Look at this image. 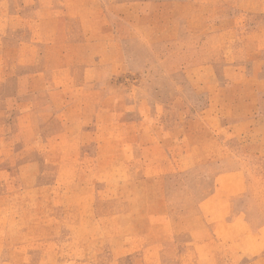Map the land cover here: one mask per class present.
Returning <instances> with one entry per match:
<instances>
[{
    "label": "rangeland",
    "instance_id": "rangeland-1",
    "mask_svg": "<svg viewBox=\"0 0 264 264\" xmlns=\"http://www.w3.org/2000/svg\"><path fill=\"white\" fill-rule=\"evenodd\" d=\"M11 1L2 5L3 14L12 12ZM102 1L109 4L110 27L122 49L114 70L98 66L93 84L98 95L92 98L78 84H66L63 71L68 63L78 76V63L102 52H83L67 43L63 51L62 41L38 42L37 0L13 1L19 14L8 16V23L16 31L0 38V50L14 62L0 67V80L11 78L1 87L2 96H8L0 102V264H192L185 247L176 249L180 259L174 260L171 247L150 250L137 240L146 231L147 203L131 192L141 184L123 177L107 182L104 172L115 169L124 176L116 163L123 156L114 154L122 148L109 147L106 153L98 142L102 133L121 139L123 120L142 121L147 130L140 131L138 144L146 161L157 157L160 144L168 157H180L187 132L174 131L199 116L218 92L227 107L232 102L234 117L222 119L224 130L209 137L224 142V169L244 174L237 203L254 224H264V0H187L182 8L157 11L142 0H129L134 5L126 19L116 8L122 0ZM50 2L62 9L59 0ZM67 28L78 41V23ZM188 34L195 44H174L178 35ZM85 96L88 106L125 114L102 131L93 113L78 115ZM234 121L246 123L241 136L231 132ZM171 134L177 136L172 142ZM179 178L177 186L197 181ZM168 208L182 224L175 203ZM218 253L224 263L221 246Z\"/></svg>",
    "mask_w": 264,
    "mask_h": 264
},
{
    "label": "crops",
    "instance_id": "crops-1",
    "mask_svg": "<svg viewBox=\"0 0 264 264\" xmlns=\"http://www.w3.org/2000/svg\"><path fill=\"white\" fill-rule=\"evenodd\" d=\"M13 1L10 2L13 7L12 12L8 15L9 12L3 14L1 9L8 0H0L1 39L3 35L12 36L16 31L8 23L19 14L14 8ZM186 2L187 0H142L143 6L149 4L156 7V11L165 6L182 8ZM59 3L62 6L61 10L52 7L50 0H37V8L33 11L36 17L37 41L43 44L54 41L60 44L59 41H62L63 51L68 50L67 43L69 48L78 47V50L83 52L93 50L102 52L96 54L97 58L96 55L87 54L88 60L78 63V76L77 73L74 75V70L71 66L68 67L70 65L68 63L63 71L66 84H78V88L84 89L85 95H90L89 97L92 98L93 95H98V92L93 91V84L97 81L95 75L98 66H102V70L106 72L114 70L118 62L117 51L122 49L120 40L118 42L113 35L114 30L110 27L109 4L102 0H59ZM27 5L25 3V6ZM133 5L129 0H122L116 5V8H122L124 11L120 17L126 19V13ZM60 12L63 19L60 18ZM8 16H10L9 20ZM23 18L28 19L29 15L26 14ZM202 19L204 22L205 16ZM72 21L78 23V41L73 35L70 36L72 31L67 28ZM189 36L191 35L188 34L181 39L178 35L176 38L178 41L174 44H195L194 39ZM3 53L0 50V67L14 63L8 62L13 61V57L7 58L4 53L5 58H3ZM6 79L5 82L0 80V102L8 96L6 94L3 97L1 91L2 85L11 81L9 76ZM37 95L41 94L37 92ZM221 95L222 92L212 95L209 105L202 109L199 116L187 124L178 126L174 131L187 132L188 142L184 143L186 147L180 157L174 155L168 157L167 148L157 144V157L146 161L141 144H138L140 131L147 130L146 124L142 121L127 123L123 120L125 134L121 139L113 138V135L107 138L102 133L98 148L106 149V153L109 149L111 151V148H122L121 154L118 150H114V154L123 156V159L114 157L119 160H116L117 165L123 166L124 170V176L115 173V169L113 172H104V179L108 182L123 177L128 182L141 184L139 189L131 192L134 199L145 200L147 203L145 204L147 210L143 215L146 231L139 235L137 240L147 245L150 250L158 251L165 248L168 251V247H171L172 253L169 257L178 260L180 256L176 249L180 246L185 247L190 251L191 259H194L192 264H264V224L260 226L254 224L244 206L237 203L244 194V174L238 168L224 169L223 162L227 161L226 156L221 154L224 142L221 138L209 137L211 132L218 135L220 130H224L222 119L234 117L232 102L230 107H227ZM36 96L32 95V101ZM86 96L83 101L85 105L78 106V115L93 113L98 120V128L102 131L112 129L115 126L114 120L125 114L126 110L113 107L88 106L86 104L89 98ZM103 119L107 122H102ZM245 124L243 121H234L231 129L234 137L243 134ZM130 132L134 134V140L129 135ZM170 136L172 142L178 135ZM180 175L187 179L194 177L197 181L193 184L177 186ZM170 203H175L179 213L184 216L182 224L176 223L171 216L168 208ZM220 246L226 254L224 263L218 253ZM160 257L164 259L166 254Z\"/></svg>",
    "mask_w": 264,
    "mask_h": 264
}]
</instances>
